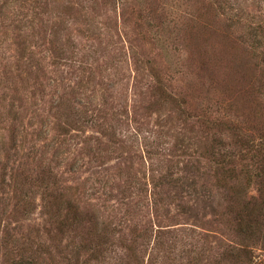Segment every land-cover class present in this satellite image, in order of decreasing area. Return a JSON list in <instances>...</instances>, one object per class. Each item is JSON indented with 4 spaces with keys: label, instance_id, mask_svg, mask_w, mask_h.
Wrapping results in <instances>:
<instances>
[{
    "label": "rangeland",
    "instance_id": "1",
    "mask_svg": "<svg viewBox=\"0 0 264 264\" xmlns=\"http://www.w3.org/2000/svg\"><path fill=\"white\" fill-rule=\"evenodd\" d=\"M225 120L264 136V0H0V264H264Z\"/></svg>",
    "mask_w": 264,
    "mask_h": 264
},
{
    "label": "trees",
    "instance_id": "2",
    "mask_svg": "<svg viewBox=\"0 0 264 264\" xmlns=\"http://www.w3.org/2000/svg\"><path fill=\"white\" fill-rule=\"evenodd\" d=\"M223 124L226 126L228 130H231V132L236 136L237 141L236 147L238 145H242V155L245 157L248 154H251L250 160H256L259 162L260 159L264 160V136L256 138H251L249 134H244L242 132V128L239 127L235 121L225 120L223 121ZM245 151L246 153L244 154ZM241 155V156H242ZM226 154L221 155L223 157L221 161L219 162L220 169L222 173L228 174L231 172L236 171V165H233V162L231 160H227ZM242 156V157H243ZM262 157V158H261ZM247 158V157H245ZM264 169V167H263ZM41 180L42 182L47 181L44 177H42V174L39 173V176L37 175L36 181ZM36 184V182L34 181ZM53 196V195H52ZM59 198V196H55L53 200H56ZM52 200V207L55 206L58 207V204L54 203ZM71 209V208H68ZM43 251V247L39 244L36 249L32 248L31 246H24L22 250L17 254L18 257L14 258L11 262V264H39L40 263V252Z\"/></svg>",
    "mask_w": 264,
    "mask_h": 264
}]
</instances>
